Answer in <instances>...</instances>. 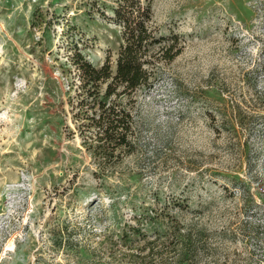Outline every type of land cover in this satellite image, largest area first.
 <instances>
[{
	"label": "rangeland",
	"instance_id": "rangeland-1",
	"mask_svg": "<svg viewBox=\"0 0 264 264\" xmlns=\"http://www.w3.org/2000/svg\"><path fill=\"white\" fill-rule=\"evenodd\" d=\"M98 1L113 0H0V264H119L129 225L128 251L147 259L155 241L157 263L177 264L180 225L181 264H264V0H152L181 50L137 92L139 149L103 179L61 71L73 14L86 58H115L120 29Z\"/></svg>",
	"mask_w": 264,
	"mask_h": 264
},
{
	"label": "trees",
	"instance_id": "trees-1",
	"mask_svg": "<svg viewBox=\"0 0 264 264\" xmlns=\"http://www.w3.org/2000/svg\"><path fill=\"white\" fill-rule=\"evenodd\" d=\"M95 4V11L105 17L108 10L110 19L120 29L121 41L115 58L107 54L100 65L86 58L82 51L85 46L78 35L81 29L73 22V14L66 20L64 34L68 56L61 63V71L69 78L67 96L74 124L71 132L79 136L82 148L95 165L92 176L103 179L126 156L137 153L140 145L137 92L153 88L161 78V64L169 63L181 49L178 35L163 33L153 25L152 0H113L111 4L98 1ZM93 10L83 12L91 19ZM40 17L41 13L34 10L31 24L40 26ZM176 204L184 207L182 203ZM148 206L143 207V214L147 216L152 210ZM173 227L177 250L182 251L174 262L181 264L188 258L186 253L192 240L188 233L181 231L180 225ZM140 234V228L134 225L121 229L117 238L121 246L128 249L122 252L119 264H170L166 259L155 262V241L148 242L151 256L147 259L139 251H128L132 236Z\"/></svg>",
	"mask_w": 264,
	"mask_h": 264
}]
</instances>
